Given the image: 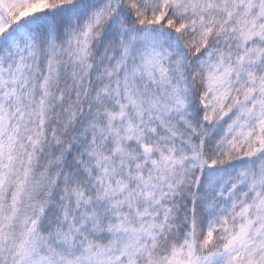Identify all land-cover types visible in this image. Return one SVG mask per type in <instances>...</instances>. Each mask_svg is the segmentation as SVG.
I'll return each mask as SVG.
<instances>
[{
	"label": "snow or ice",
	"instance_id": "6c2138e0",
	"mask_svg": "<svg viewBox=\"0 0 264 264\" xmlns=\"http://www.w3.org/2000/svg\"><path fill=\"white\" fill-rule=\"evenodd\" d=\"M0 264H264V0H0Z\"/></svg>",
	"mask_w": 264,
	"mask_h": 264
}]
</instances>
